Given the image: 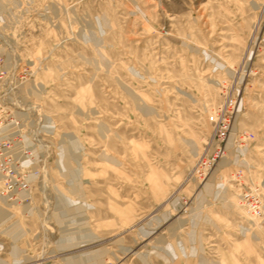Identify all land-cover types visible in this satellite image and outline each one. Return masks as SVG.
<instances>
[{
	"label": "rangeland",
	"instance_id": "rangeland-1",
	"mask_svg": "<svg viewBox=\"0 0 264 264\" xmlns=\"http://www.w3.org/2000/svg\"><path fill=\"white\" fill-rule=\"evenodd\" d=\"M0 121V264H264V0H0Z\"/></svg>",
	"mask_w": 264,
	"mask_h": 264
},
{
	"label": "built area",
	"instance_id": "built-area-1",
	"mask_svg": "<svg viewBox=\"0 0 264 264\" xmlns=\"http://www.w3.org/2000/svg\"><path fill=\"white\" fill-rule=\"evenodd\" d=\"M210 122L213 124V137L211 140V148L209 149L210 152L208 153L207 157L210 156L209 158H203L201 160V164L198 167V169H196V172H198L201 167V165H205L206 163H216L218 161H220L221 159H223L226 155H227V144L231 141L230 139V123H231V117L229 115V111H221V113H219L216 116H210ZM3 124V121H0V125ZM6 130L4 128L0 129V137L5 136ZM249 138V135H247L245 137ZM6 143L8 142H2L0 143V150L2 149L1 147H3ZM9 149H15L13 146H11V144H9ZM1 157V156H0ZM206 166V165H205ZM249 210L254 213L257 214L261 211V207L258 203L256 202H251L249 204Z\"/></svg>",
	"mask_w": 264,
	"mask_h": 264
}]
</instances>
